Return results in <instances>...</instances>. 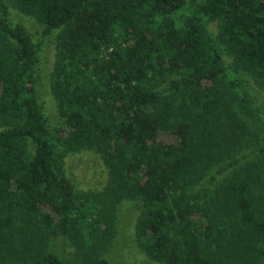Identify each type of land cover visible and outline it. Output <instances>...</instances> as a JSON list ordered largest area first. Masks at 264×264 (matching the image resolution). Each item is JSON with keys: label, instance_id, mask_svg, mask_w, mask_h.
<instances>
[{"label": "trees", "instance_id": "trees-1", "mask_svg": "<svg viewBox=\"0 0 264 264\" xmlns=\"http://www.w3.org/2000/svg\"><path fill=\"white\" fill-rule=\"evenodd\" d=\"M14 4L44 38L59 32L62 125L40 103V45L0 0V264H110L125 200L138 202L136 239L153 261L264 264V162L237 158L264 112L209 30L219 23L236 70L264 86V0ZM85 150L109 169L100 193L79 195L66 175L68 154Z\"/></svg>", "mask_w": 264, "mask_h": 264}, {"label": "rangeland", "instance_id": "rangeland-1", "mask_svg": "<svg viewBox=\"0 0 264 264\" xmlns=\"http://www.w3.org/2000/svg\"><path fill=\"white\" fill-rule=\"evenodd\" d=\"M7 2L12 10L13 22H22L34 35L35 40L40 45V60L37 68L40 76L38 86L39 99L50 128L53 130L59 129L61 128L62 122L59 116L57 102L51 90L52 75L57 60L56 37L59 32L54 33L48 38H44L42 36V25L37 23L35 19L24 16L17 11L14 7V0H7ZM183 15H186V12L180 11L173 16V19L179 27L182 26L181 17ZM209 30L220 53L232 71L237 75L251 79L252 92L257 104L264 112V86L257 83L249 75L236 70L235 59L219 41V23H211ZM248 123V135L245 136L244 147L238 152L237 158L245 156L243 162H264V114L255 113L254 118L248 119ZM62 130L63 128L60 129V131ZM256 148L262 149L261 151H255ZM64 168L67 177L75 184L79 195L102 192L107 187L110 179L108 167L103 161L102 156L95 150H85L80 153L68 154L65 159ZM226 178H229V175L225 174L224 176H220L217 180L220 184L224 183L225 186ZM210 186L213 185L208 184L207 188H210ZM139 215L140 209L136 201L125 200L118 205L116 236L109 251L105 254L110 264H160L150 259L138 244L136 239V224ZM62 246L70 254L75 251V247L71 241H64Z\"/></svg>", "mask_w": 264, "mask_h": 264}]
</instances>
